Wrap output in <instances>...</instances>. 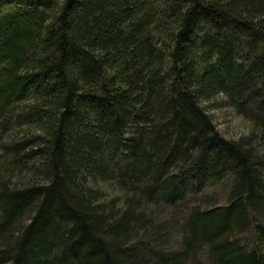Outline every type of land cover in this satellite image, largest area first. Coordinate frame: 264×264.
<instances>
[{"label": "trees", "instance_id": "obj_1", "mask_svg": "<svg viewBox=\"0 0 264 264\" xmlns=\"http://www.w3.org/2000/svg\"><path fill=\"white\" fill-rule=\"evenodd\" d=\"M0 264H264V0H0Z\"/></svg>", "mask_w": 264, "mask_h": 264}, {"label": "rangeland", "instance_id": "obj_2", "mask_svg": "<svg viewBox=\"0 0 264 264\" xmlns=\"http://www.w3.org/2000/svg\"><path fill=\"white\" fill-rule=\"evenodd\" d=\"M200 104L211 117L215 131L222 137L234 139L247 132L250 124L226 105L223 97L218 95ZM215 191L217 192V190ZM174 242L173 238L168 245L172 246Z\"/></svg>", "mask_w": 264, "mask_h": 264}]
</instances>
